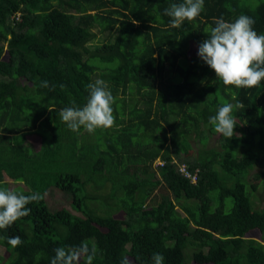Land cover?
<instances>
[{
  "label": "trees",
  "instance_id": "1",
  "mask_svg": "<svg viewBox=\"0 0 264 264\" xmlns=\"http://www.w3.org/2000/svg\"><path fill=\"white\" fill-rule=\"evenodd\" d=\"M173 3L183 0H0V188L9 178L26 188L12 190L42 196L0 229L22 240H0L8 253L0 264H51L54 249L81 242L95 247L93 264H154V253L164 264H264V196L255 194L264 189V171L255 172L264 166V80L226 86L198 56L213 18L246 15L264 35V0H204L179 28L164 14ZM96 27L107 35L91 50ZM96 73L115 98V123L73 132L58 113L87 103ZM237 102L233 137L219 133L218 148L209 147V117ZM36 123L53 132L40 150L16 145ZM73 158L81 168L68 172ZM157 159L163 165L153 168ZM51 188L78 215L51 211ZM255 232L259 241L249 237Z\"/></svg>",
  "mask_w": 264,
  "mask_h": 264
},
{
  "label": "clouds",
  "instance_id": "2",
  "mask_svg": "<svg viewBox=\"0 0 264 264\" xmlns=\"http://www.w3.org/2000/svg\"><path fill=\"white\" fill-rule=\"evenodd\" d=\"M203 8L204 0H183V3L171 4L164 10V14L171 17L170 27L179 28L184 21L198 17ZM213 21L215 26L208 29L210 35L198 46V56L224 85L236 88L256 87L264 80V35L257 34L253 29L255 21L246 15L239 16L233 22L222 16L213 18ZM40 86L49 87V84L42 81ZM63 87L61 85V89ZM86 88L89 90L87 103L83 107H77L73 102V106L60 110L59 119L73 132H79L82 126L88 133H93L98 128L112 127L115 123L112 107L115 98L107 83L97 79L94 83L87 84ZM241 107L243 104L240 102L222 104L216 114L209 117V124L224 137H233L236 126L233 111ZM157 160L160 162L159 166H162L163 162ZM176 165L180 173L179 169L184 164ZM40 199V193L25 195L20 191L0 188V229H6L18 219L28 216L31 209L26 206ZM0 240H7L13 247L22 244L19 236L0 235ZM54 252L51 264H79L81 259L85 264H93L96 256L95 247L90 248L87 242H81L75 247H59ZM152 259L154 264H164L165 258L160 253H154ZM121 264H131V261L125 257L121 259Z\"/></svg>",
  "mask_w": 264,
  "mask_h": 264
},
{
  "label": "rangeland",
  "instance_id": "3",
  "mask_svg": "<svg viewBox=\"0 0 264 264\" xmlns=\"http://www.w3.org/2000/svg\"><path fill=\"white\" fill-rule=\"evenodd\" d=\"M17 16L20 19L19 15H17ZM98 30H99V28L96 27L95 29L92 30V32L98 33ZM106 35H107V33H103V34L98 33L97 37L90 44H88L89 48L91 50H94V49L100 47L105 42ZM3 58H6V55H4ZM172 75L173 74H169L168 77H171ZM97 79H99V77H98V74L96 73L95 76L93 77L94 82ZM177 81L178 80L175 79V82L174 83H176ZM157 88H160L159 83H157ZM117 95L118 96H121L120 91L117 92ZM135 97L136 96L130 95V94H126V96H125V98L128 101H130V99H135ZM52 135H53V132L49 128H46V129H43L42 130L39 127V123H36V126H35L34 129H31L29 132H27L22 137H21V135L15 137L14 143L16 145H23V146H25V143H26L34 151H39L40 150V147H41V144H42L43 137L44 136H52ZM218 135H219V133L215 132L213 135L210 136L209 143H208V146L209 147H211V148H218L217 147V145H218V138H217V136ZM191 141H192V147L195 150H197V148L199 147V144L197 142H195V139H193V138L191 139ZM65 146H68V145L66 144ZM99 150H102V149L100 148ZM61 155L62 156L65 155L66 156L67 154H66V152H61ZM95 155H97V154H95ZM73 160H74V158H73ZM174 161H176V159H174ZM159 163H160L159 160H156L153 163V168H156L157 165L159 166ZM79 167H80L79 163L76 162L75 164H71L70 166H68L66 168V171H68V172L76 171V170H79ZM261 171H264V166H260V167H257L255 169V172H261ZM250 181H252V179ZM5 182H7L9 189L18 188V189L26 190V188H25V186H23V183L22 182L14 183L9 178H5ZM89 185H88V190H89ZM160 193L162 195L163 194V191L162 192L160 191ZM255 194L257 195L258 198H261L262 196H264V189H263L262 184H259V186H258L257 191H256ZM45 201H46V203L48 205V208L51 211H56V210H60L61 208H65V209L70 210L71 213L76 214L71 209V207H70L71 198L69 196L65 195L64 193H62L61 191L57 190L56 188H51L45 194ZM256 203H258V202H256ZM260 204L261 203H259L257 206H260ZM176 210H177V212L180 215H182V216L184 215L179 206L176 207ZM76 215H78V214H76ZM117 216H119L121 218V217H123V214L122 213H119V214H117ZM249 237L250 238H253L255 240H258V241L260 240V235L257 232L251 233L249 235ZM0 256L1 257H7L8 256V253L5 251V249L2 246H0Z\"/></svg>",
  "mask_w": 264,
  "mask_h": 264
},
{
  "label": "built area",
  "instance_id": "4",
  "mask_svg": "<svg viewBox=\"0 0 264 264\" xmlns=\"http://www.w3.org/2000/svg\"><path fill=\"white\" fill-rule=\"evenodd\" d=\"M17 18H18V16H16ZM180 173L185 177V178H187V179H190L191 180V182H193V183H195V181H196V174H191L188 170H187V167L186 166H184V165H182L181 167H180Z\"/></svg>",
  "mask_w": 264,
  "mask_h": 264
}]
</instances>
